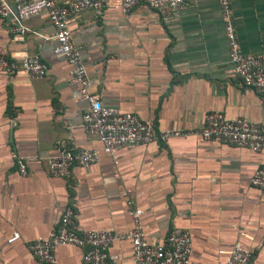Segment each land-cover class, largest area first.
Instances as JSON below:
<instances>
[{"label": "crops", "instance_id": "0c3cea01", "mask_svg": "<svg viewBox=\"0 0 264 264\" xmlns=\"http://www.w3.org/2000/svg\"><path fill=\"white\" fill-rule=\"evenodd\" d=\"M102 1V19L86 11L70 20L91 92L101 94L106 107L188 135L123 149L117 164L102 153L89 169L75 166L70 177L51 176L48 160L59 149L101 145L82 127L89 105L71 82L68 61L55 52L48 16L23 22L28 31L17 34L12 5L10 18H0V54L17 61L40 56L49 72L38 79L0 73V264H41L28 247L48 237L68 207L75 212V231L113 232L120 239L111 253L133 264L127 193L144 212L141 226L150 241L160 244L177 229L191 232L190 264H227L225 253L237 245L251 251L250 264H264V191L252 186L264 150L194 134L215 112L264 123L262 98L240 87L230 63L218 0H195L179 18L151 10L145 0L128 15L113 7L116 0ZM232 4L243 52L264 54V0ZM16 232L20 239L11 242ZM84 253L60 248L59 264H84Z\"/></svg>", "mask_w": 264, "mask_h": 264}, {"label": "built area", "instance_id": "2783aa9c", "mask_svg": "<svg viewBox=\"0 0 264 264\" xmlns=\"http://www.w3.org/2000/svg\"><path fill=\"white\" fill-rule=\"evenodd\" d=\"M12 1V4H11ZM144 0H116L113 7L128 15ZM148 7L157 12L179 18L192 6L195 0H145ZM224 31L229 47L230 63L239 85L258 93L264 102V54L247 55L239 40L232 0H218ZM16 9L20 25L13 28L17 34H25L28 29L23 22L46 14L55 29L58 46L55 52L63 55L71 67V82L79 87L81 99L89 107L83 115L82 127L100 142V149L73 152L67 148L48 160L49 174L56 178H67L75 166L91 168L99 162L101 154L109 155L116 164L118 154L123 149L141 145L166 143L171 138L187 136L176 130H159L154 121H143L132 113L117 108L106 107L101 94L91 92V79L81 55L80 47L74 42L70 20L86 11H93L97 19L105 16L107 5L102 0H0V18L8 19ZM24 73L31 79L44 78L49 66L40 56H25L17 61L0 54V73ZM201 139L221 145L249 149L255 153L264 150V123L257 124L244 118L230 120L224 113H210L205 117V126L196 131ZM22 175H27V166L18 159ZM252 186L264 191V165L259 167L253 177ZM128 214L133 220V228L127 235L132 244L133 264H190L193 239L190 231L174 230L160 244L150 241L142 230L141 218L144 212L136 207L127 193ZM75 212L68 207L60 221L48 237L40 238L29 245V250L41 264H59L57 252L63 247L84 248V264H122L117 255L111 253L113 244L120 238L111 231L74 229ZM247 237L246 234H243ZM20 239L14 233L11 242ZM227 264H250L252 253L243 245H237L225 253Z\"/></svg>", "mask_w": 264, "mask_h": 264}]
</instances>
